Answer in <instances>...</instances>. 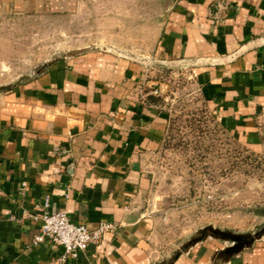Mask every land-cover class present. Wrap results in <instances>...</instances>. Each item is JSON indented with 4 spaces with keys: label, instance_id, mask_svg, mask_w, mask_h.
<instances>
[{
    "label": "crops",
    "instance_id": "1",
    "mask_svg": "<svg viewBox=\"0 0 264 264\" xmlns=\"http://www.w3.org/2000/svg\"><path fill=\"white\" fill-rule=\"evenodd\" d=\"M78 8L79 0H0V9L16 15ZM147 59L88 51L55 60L0 96V264H61L64 249L33 245L40 224L25 217L39 214L47 197L51 211L64 209L89 229L119 225L64 264H264V243L236 251L216 239L166 263L152 243L153 221L140 211L145 164L169 124L155 92L165 91L162 68L187 72L219 124L259 145L264 0H172Z\"/></svg>",
    "mask_w": 264,
    "mask_h": 264
},
{
    "label": "rangeland",
    "instance_id": "2",
    "mask_svg": "<svg viewBox=\"0 0 264 264\" xmlns=\"http://www.w3.org/2000/svg\"><path fill=\"white\" fill-rule=\"evenodd\" d=\"M172 0H79L75 14L16 15L0 9V96L55 60L92 50L142 60L153 55ZM156 90L167 134L146 161L141 212L153 221L159 260L175 261L216 239L244 250L264 243V112L254 147L223 128L187 72L164 67Z\"/></svg>",
    "mask_w": 264,
    "mask_h": 264
},
{
    "label": "built area",
    "instance_id": "3",
    "mask_svg": "<svg viewBox=\"0 0 264 264\" xmlns=\"http://www.w3.org/2000/svg\"><path fill=\"white\" fill-rule=\"evenodd\" d=\"M23 185L26 186V183ZM25 217H30L40 224L39 233L32 241L33 245L48 242L64 249L62 256L59 258L61 264L66 263L69 259H78L91 245H99L105 237L115 234L119 230V225L108 221L100 222L95 229H89L86 225L74 223L69 218L66 210H50L49 197L46 198L39 214L25 213ZM15 219L14 216L11 217V220Z\"/></svg>",
    "mask_w": 264,
    "mask_h": 264
},
{
    "label": "water",
    "instance_id": "4",
    "mask_svg": "<svg viewBox=\"0 0 264 264\" xmlns=\"http://www.w3.org/2000/svg\"><path fill=\"white\" fill-rule=\"evenodd\" d=\"M138 218V216H135V219H137Z\"/></svg>",
    "mask_w": 264,
    "mask_h": 264
}]
</instances>
